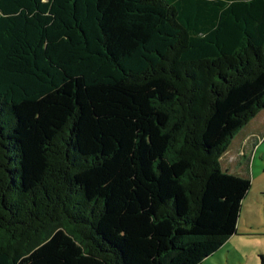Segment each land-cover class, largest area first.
I'll return each mask as SVG.
<instances>
[{
	"label": "trees",
	"instance_id": "16d2710c",
	"mask_svg": "<svg viewBox=\"0 0 264 264\" xmlns=\"http://www.w3.org/2000/svg\"><path fill=\"white\" fill-rule=\"evenodd\" d=\"M261 110L264 0H0V264L200 263Z\"/></svg>",
	"mask_w": 264,
	"mask_h": 264
},
{
	"label": "rangeland",
	"instance_id": "374dc122",
	"mask_svg": "<svg viewBox=\"0 0 264 264\" xmlns=\"http://www.w3.org/2000/svg\"><path fill=\"white\" fill-rule=\"evenodd\" d=\"M258 118H264V110ZM245 147L231 142L219 158L228 168L250 178L241 201L234 234L198 264H264V127L257 128Z\"/></svg>",
	"mask_w": 264,
	"mask_h": 264
},
{
	"label": "crops",
	"instance_id": "0c3cea01",
	"mask_svg": "<svg viewBox=\"0 0 264 264\" xmlns=\"http://www.w3.org/2000/svg\"><path fill=\"white\" fill-rule=\"evenodd\" d=\"M259 112L252 119H250L248 123H246L242 128H240V130L232 138L231 142L234 143L235 147L236 146H239L240 148L245 147V145L248 143V140L255 133H257L256 131L257 128L261 129L262 127H264V118L261 117L258 118L259 114H261ZM235 150H237V147Z\"/></svg>",
	"mask_w": 264,
	"mask_h": 264
}]
</instances>
